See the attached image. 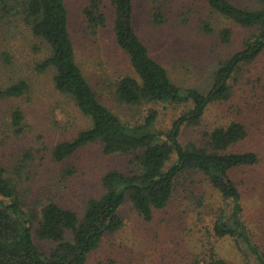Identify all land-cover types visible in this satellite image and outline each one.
Instances as JSON below:
<instances>
[{"label": "rangeland", "instance_id": "rangeland-1", "mask_svg": "<svg viewBox=\"0 0 264 264\" xmlns=\"http://www.w3.org/2000/svg\"><path fill=\"white\" fill-rule=\"evenodd\" d=\"M92 1L64 0L75 61L85 79L99 101L124 123H139L148 109L156 108V128H169L177 115L173 108L117 100L118 81L136 74L128 55L115 42L111 0H94L105 17L103 26H93L88 20L85 11ZM228 1L242 9L264 11L263 0ZM20 2L0 4V89L18 81L29 87L19 97L0 100V169L13 184L28 218H36L49 202L81 218L87 200L104 193V174H132L138 167L134 154L104 155L99 141L84 145L63 161L54 160V146L73 140L91 121L54 88L52 68L36 69L51 50L22 21ZM132 24L150 57L171 81L201 93L211 88L219 63L243 50L261 28L232 22L213 10L208 0H134ZM222 30L230 32L227 42L221 38ZM228 84L229 99L208 105L200 124L183 128L179 140L182 146L207 148V134L214 128L232 122L244 127L245 139L228 152L254 153L258 162L231 170L229 175L240 194V217L253 243L264 252V48L253 61L240 64ZM15 109L23 115L19 127L11 124ZM230 208L231 203L204 174L185 170L177 177L168 204L153 210L151 221H145L126 200L119 209L123 226L105 233L86 264H204L211 255L227 264H256L244 244L237 246L232 238L218 237L213 231L216 220ZM35 218L33 242L48 252L54 244L37 237Z\"/></svg>", "mask_w": 264, "mask_h": 264}, {"label": "trees", "instance_id": "trees-1", "mask_svg": "<svg viewBox=\"0 0 264 264\" xmlns=\"http://www.w3.org/2000/svg\"><path fill=\"white\" fill-rule=\"evenodd\" d=\"M5 1L0 0L4 7ZM133 1L111 0L115 11V42L128 55L136 74L118 81L116 97L127 105L158 104L176 110V117L165 130L156 128L159 115L156 108L148 109L141 122L131 125L124 123L99 101L76 64L64 0H21L20 13L17 14L29 26L32 35L44 41L51 50L50 56L36 69L52 68L54 88L91 121V126L79 132L73 140L54 146V160L63 161L84 145L99 141L106 156L134 154L138 172L110 171L104 174L101 178L104 193L99 198L87 200L81 218L74 211L53 202L45 204L36 218H28L13 184L0 169V264H86L88 255L99 245L105 233L123 226L119 209L126 200L145 221H151L153 210H161L168 204L177 177L185 170L204 174L222 198L231 203L229 213H222V218L220 215L214 223V233L218 237L232 238L237 246L244 244L256 264H264V252L253 243L240 217V194L229 175L231 170L258 162L254 153L228 152L245 139L244 127L232 122L214 128L207 134V148L193 144L182 146L179 140L183 128L200 124L208 105L229 99L230 77L240 64L253 61L264 48V11L242 9L228 0H208L213 10L232 22L243 27L261 28L243 50L219 63L211 88L201 93L191 87L176 85L166 70L150 57L132 24ZM85 13L93 26L105 24L96 1H92ZM229 34L228 30L221 31L224 42L229 40ZM28 89L25 81H18L0 89V100L19 97ZM22 120L20 110L15 109L11 124L19 127ZM33 218L37 220V237L54 244L48 252L41 251L33 242ZM212 257L204 264H227Z\"/></svg>", "mask_w": 264, "mask_h": 264}, {"label": "water", "instance_id": "water-1", "mask_svg": "<svg viewBox=\"0 0 264 264\" xmlns=\"http://www.w3.org/2000/svg\"><path fill=\"white\" fill-rule=\"evenodd\" d=\"M123 187H124V186H121L120 188H123ZM120 188H119V189H120Z\"/></svg>", "mask_w": 264, "mask_h": 264}]
</instances>
